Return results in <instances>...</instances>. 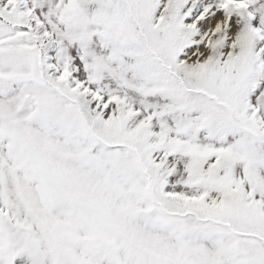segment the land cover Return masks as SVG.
Segmentation results:
<instances>
[{
  "label": "rangeland",
  "instance_id": "374dc122",
  "mask_svg": "<svg viewBox=\"0 0 264 264\" xmlns=\"http://www.w3.org/2000/svg\"><path fill=\"white\" fill-rule=\"evenodd\" d=\"M0 264H264V0H0Z\"/></svg>",
  "mask_w": 264,
  "mask_h": 264
}]
</instances>
